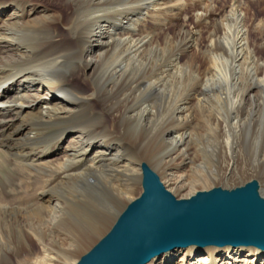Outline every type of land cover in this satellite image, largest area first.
Returning a JSON list of instances; mask_svg holds the SVG:
<instances>
[{
	"label": "bare ground",
	"instance_id": "6f19581e",
	"mask_svg": "<svg viewBox=\"0 0 264 264\" xmlns=\"http://www.w3.org/2000/svg\"><path fill=\"white\" fill-rule=\"evenodd\" d=\"M223 1L218 7L214 0H62L55 8L52 2L0 0V161L38 183L19 201L0 196V245H26L15 262L0 251V264H77L94 236L59 229L65 205L82 191L85 200L126 209L139 195L143 165L157 172L145 158L150 144L160 148L154 161L165 187L173 195L193 190L180 199L237 178L259 179L264 198L259 172L238 171V161L248 157L264 167V21L252 22L242 0ZM254 1L261 0L248 3ZM188 12L193 30L181 22ZM185 32L196 37L184 51L190 54L184 66L204 82L199 88L179 77L181 57L167 58L164 49ZM160 64L170 69L149 76ZM193 103L209 114L219 135L211 156L224 161L221 175L196 176L206 168L188 158V133L181 129ZM135 150L140 158L130 154ZM61 188L66 198L53 194ZM28 205L46 210L41 224L7 222ZM53 244L69 246L65 259L49 253ZM149 264H264V251L190 245Z\"/></svg>",
	"mask_w": 264,
	"mask_h": 264
},
{
	"label": "water",
	"instance_id": "95a60500",
	"mask_svg": "<svg viewBox=\"0 0 264 264\" xmlns=\"http://www.w3.org/2000/svg\"><path fill=\"white\" fill-rule=\"evenodd\" d=\"M143 193L77 264H149L190 245L250 246L264 251V198L257 182L177 199L143 165Z\"/></svg>",
	"mask_w": 264,
	"mask_h": 264
},
{
	"label": "rangeland",
	"instance_id": "374dc122",
	"mask_svg": "<svg viewBox=\"0 0 264 264\" xmlns=\"http://www.w3.org/2000/svg\"><path fill=\"white\" fill-rule=\"evenodd\" d=\"M38 1L39 2L41 1L44 3L52 2L51 4L52 6H54L55 8L56 7L61 8L60 1L62 0H38ZM214 2H216L214 3V5H217L218 7L223 6V4L225 5L223 0H214ZM242 9L249 13L250 15L249 17L252 18V22L256 21L255 23H258V22L264 21V0H261L260 3H257L256 1H254L252 5L248 3V0H242ZM184 21H186L187 23V26H188L187 29L193 30V27H194L193 14L191 12H188L181 19V22H184ZM202 35H203L202 44L204 45L206 42L205 40L206 33L202 32ZM195 38L196 37H194L193 35L187 32L182 33L177 43H173V45H166L164 47V49L169 52V54L167 55V58L170 57L171 55H178L181 57L182 65L184 66L185 62H187L190 56V54L184 53V51L187 49L188 46H191L196 42ZM195 68L196 67H192L193 71ZM169 69L170 68H168L167 65L160 64V66H158L156 70L151 71L149 76L159 77V75H161L162 72H165L166 70H169ZM189 72H190L189 68L184 66L181 69V74L179 77L184 75L186 79L191 80L192 83L194 84V88H199L201 85L204 84V82H202L200 79L194 80L193 76H196V75L194 74L192 76V74H189ZM185 99H188V97L187 96L183 97L179 104H184L186 102L184 101ZM153 102L154 101H151L149 103L153 104ZM168 118L169 117H165L164 119L166 123H167ZM181 130H184L185 132L188 133L187 138H186L187 140L186 143H187L188 158L190 159V163H194V167H196L199 164H202L206 168L204 171L201 170L202 174H200L199 170H197L196 176H200V175L206 176V175H210L211 173L212 174L216 173L218 175H221L223 173L222 166L224 164V161H222L219 157L214 159V157L211 156L212 151L216 150L217 143L219 141L216 138L219 137V135L216 134L211 128L209 114L206 112H203V110H200L193 103L192 114H191L189 123L186 126H184L183 129ZM159 149L160 148H158L156 144L154 146L150 144V148L146 150L147 155L145 158L148 160L147 163L151 164L153 168L157 171L156 173L159 175L162 182H165L167 180L164 179L163 177L164 174L162 170L154 161L156 158L157 152H159ZM130 154H132V157L134 158L141 157L140 153L136 150L130 151ZM187 162L189 161H186L185 163ZM244 162L246 166L245 164H243ZM244 166L246 168H244ZM249 166H251L252 168ZM254 168L259 172L258 175H259L260 180L264 181V167L263 166L257 165L256 161H251L249 157L244 159L243 161H238V169H239L238 171L240 174H246L249 170H253ZM188 169L189 167H187L184 171ZM36 180L37 179L34 175L27 177L25 174H23V172L18 170V167L16 165L8 166L4 161H0V196H5L8 198V200L16 199L19 201L25 195L33 194L35 192L34 190V188H36L35 185L38 184ZM251 181H254V180L247 181L245 178L243 179L237 178L235 181L226 182L225 186H215L214 188L223 187L224 189L233 190V188L242 187L246 183H249ZM256 181L260 182L259 179H257ZM27 185L28 187H26ZM168 185L170 186V188H172L170 184ZM137 188H138L137 192L139 191L138 193L139 195L136 196L135 199L139 198L141 194L143 193L142 185L139 186L137 184ZM61 189L58 191L55 190L57 192L54 191L53 194H55V196H57L58 194L61 197L66 198L69 192L66 191V189L64 188L62 190ZM191 191L193 190L186 189L181 192H177L175 195L177 196V199L186 198V196ZM195 191L199 193V192H202V189L197 188ZM206 191H209V190L206 189ZM77 192L78 194L74 196L76 197V199L73 202L65 205L66 211L64 212L63 219L58 224V227L61 231L71 232V231L83 230V231L89 232L91 235L94 236V239L91 242L87 243L85 247L81 249V252L79 254L81 258L86 253H88L101 239H103L107 235V233H109V231L112 229L113 225L117 221V218L119 217L121 212H123L125 209H121L122 207L114 208L108 203L99 205L100 203H103V202H100L99 204L98 203L95 204L87 199L85 200V196H87L86 193L85 194L81 193L82 191H77ZM96 194L97 193L95 191L94 193L89 194V196L94 197ZM35 208L36 206L30 207L28 205L23 209L22 214L20 213L17 215V217H19L20 220H18L19 218L15 219L14 217L13 220H8L7 222L15 226H17L16 224H21L22 226H29V227H32V225L37 226L41 224L40 223L41 218L44 219L47 213H46V210L42 208H39V209L36 208V210L37 209L39 210V211L37 210V213H36V211H34ZM27 212L30 214H28ZM31 212H33V214ZM41 212L43 214H41ZM101 222H104L105 226L103 227L104 229L100 232L97 230V226ZM3 223L4 225L5 224L8 225V223L6 222H3ZM67 246L68 245H57V244L50 245L49 253L51 252V255L57 257L58 260L59 259L63 260L65 259V257L68 255V252H69L68 250L69 246L68 247ZM25 250H26V245L22 241H10V242H7L6 244L0 245V251L2 255L4 256L5 255L4 253L9 254L13 258L14 262L16 260V256L20 255L21 258L25 256V253H26ZM35 250L38 251V246H35Z\"/></svg>",
	"mask_w": 264,
	"mask_h": 264
}]
</instances>
